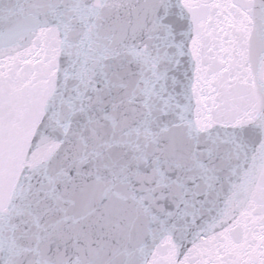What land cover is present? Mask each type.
I'll return each mask as SVG.
<instances>
[{
	"label": "water",
	"instance_id": "1",
	"mask_svg": "<svg viewBox=\"0 0 264 264\" xmlns=\"http://www.w3.org/2000/svg\"><path fill=\"white\" fill-rule=\"evenodd\" d=\"M31 2L36 11H47L48 0ZM123 3L125 0H63L65 23L56 27L53 22L48 32L42 74L33 71L31 62L11 60L15 53L0 62V117L9 124L6 141L0 140V220L19 237L21 250H35L27 252V258H36L35 252L44 248L45 238L52 233L49 255L59 247L71 264L93 252L101 259H112L119 251L116 230L82 218L81 191L99 184L122 195L134 194L139 200L159 194L164 177L177 175L173 159L157 149L168 142V133L162 129L171 128L178 118L165 114L163 103L144 90L143 77L131 56L116 58L117 51H125L119 43L125 31L131 36V26L125 28L128 9L117 12ZM172 3L173 26L177 31L192 33L184 42L177 75L183 78L187 69L191 76L199 65L205 79L201 96L208 97V110L200 119L204 125H212L206 132L215 135L220 130L225 136L227 129V134L235 133L251 147H259L264 141V27L258 14L264 0ZM12 4L13 0H0V8ZM194 15L200 26L198 32L194 31ZM97 34L99 47L94 40ZM113 72L123 79L114 77ZM185 83L192 106L188 120L195 133L199 128L197 102ZM220 83L227 85V118L218 115L212 100L216 95L213 89ZM172 91L169 81L162 95L167 99ZM179 102L183 105L186 101L180 97ZM149 112L158 119L147 126L143 116ZM149 132L152 136L159 134L158 143H152ZM136 144L141 149L147 145V158L136 150ZM116 159L124 165L119 177L112 166ZM29 203L33 208L50 206L51 211L41 214V219L29 211ZM106 203L100 200L97 211ZM161 203L168 206L167 201ZM262 211L257 205L250 209L251 217ZM56 224L60 230L53 232ZM245 236L243 227L235 228L225 233L222 242L235 248ZM175 247L171 236L166 235L146 257L145 264H169V253Z\"/></svg>",
	"mask_w": 264,
	"mask_h": 264
},
{
	"label": "snow or ice",
	"instance_id": "2",
	"mask_svg": "<svg viewBox=\"0 0 264 264\" xmlns=\"http://www.w3.org/2000/svg\"><path fill=\"white\" fill-rule=\"evenodd\" d=\"M62 3L63 0H48L47 11H36L31 0H13L7 9L0 8V62L9 53H15L11 60L31 62L33 71L42 74L48 32L53 22L56 27L65 23L67 13L61 11ZM64 7L66 9L67 5ZM123 8L128 9L125 28L131 26V36L125 31L119 41L125 51H117L116 58L131 56L143 77L144 90L163 103L165 114L178 118L179 122L171 128L162 129L168 133L165 137L168 142L157 149L173 159L177 175L164 177V187L159 194L153 193L151 197H140L139 200L134 194L122 195L99 184L82 190V218L100 227L115 228L119 251L112 259H101L96 252L89 257L81 255L77 264H145L146 257L166 235L171 236L176 246L169 253V264H264V211L254 218L250 212L257 205L264 209V141L253 148L235 133L227 134V129L225 136H221L220 130L215 135L206 132L212 125H204L200 119L208 110L205 103L208 97L201 96L205 79L199 65L191 76L187 69L182 73L183 78L177 75L184 55V42L192 33L177 31L173 26L170 20L175 14L172 0H125L117 12ZM179 15L182 19L183 12ZM258 15L264 27V5ZM193 23L194 31L198 32L200 26L195 15ZM94 40L99 47V34ZM193 58H196L195 54ZM145 68L148 71H144ZM112 75L123 79L120 73L113 72ZM169 81L173 91L165 99L162 93L167 92ZM186 81L188 92L197 102L195 115L199 128L195 133L188 120L192 106L185 92ZM213 91L216 95L212 100L219 110L218 115L227 118V85L220 83ZM180 97L186 101L183 105L179 102ZM157 119L151 112L143 116L147 126ZM8 132L7 120L0 117V140L6 141ZM148 135L152 143L159 142V134L152 136L149 132ZM135 147L147 158V145L143 149L139 144ZM112 166L119 177L124 165L116 159ZM100 200L108 203L97 211ZM162 201H167L168 206L165 207ZM28 208L41 219L51 211L50 206L33 208L30 203ZM239 227L246 230L245 239L237 247L230 248L222 240L225 233ZM59 230V224L52 226L53 232ZM18 239L14 230L10 232L0 220V253H7L0 254V264H71V259L66 258L59 247L52 255L48 254L52 233L45 238L44 248L35 252L36 258H27L26 253L35 250H21Z\"/></svg>",
	"mask_w": 264,
	"mask_h": 264
}]
</instances>
